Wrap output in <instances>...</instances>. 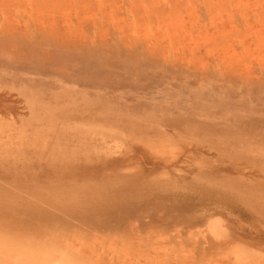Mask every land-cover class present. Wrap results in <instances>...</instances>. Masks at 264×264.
Segmentation results:
<instances>
[{
  "label": "rangeland",
  "instance_id": "obj_1",
  "mask_svg": "<svg viewBox=\"0 0 264 264\" xmlns=\"http://www.w3.org/2000/svg\"><path fill=\"white\" fill-rule=\"evenodd\" d=\"M0 212V264H264V0H0Z\"/></svg>",
  "mask_w": 264,
  "mask_h": 264
},
{
  "label": "bare ground",
  "instance_id": "obj_2",
  "mask_svg": "<svg viewBox=\"0 0 264 264\" xmlns=\"http://www.w3.org/2000/svg\"><path fill=\"white\" fill-rule=\"evenodd\" d=\"M71 206V205H70ZM71 208V207H70ZM85 208H86V206H85ZM36 209V208H35ZM35 211V210H34ZM1 213V212H0ZM32 214V213H31ZM33 216H36V215H34V214H32ZM29 216H31V215H29ZM32 217V216H31ZM21 263V262H20Z\"/></svg>",
  "mask_w": 264,
  "mask_h": 264
}]
</instances>
